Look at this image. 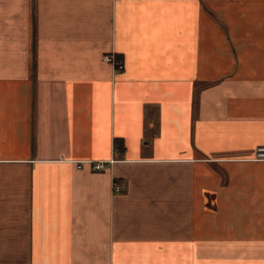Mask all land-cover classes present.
<instances>
[{
	"label": "crops",
	"instance_id": "0c3cea01",
	"mask_svg": "<svg viewBox=\"0 0 264 264\" xmlns=\"http://www.w3.org/2000/svg\"><path fill=\"white\" fill-rule=\"evenodd\" d=\"M260 146L264 0H0V264H264Z\"/></svg>",
	"mask_w": 264,
	"mask_h": 264
},
{
	"label": "built area",
	"instance_id": "2783aa9c",
	"mask_svg": "<svg viewBox=\"0 0 264 264\" xmlns=\"http://www.w3.org/2000/svg\"><path fill=\"white\" fill-rule=\"evenodd\" d=\"M104 61L110 63L115 70H123L124 68V63L121 59H118L114 55H105L104 56ZM257 157L259 159H264V146H260L257 149ZM109 164V161H91L92 168L95 170H105ZM82 164L80 163L79 167H81ZM113 190L114 191H119L120 190V185L114 184L113 185Z\"/></svg>",
	"mask_w": 264,
	"mask_h": 264
}]
</instances>
